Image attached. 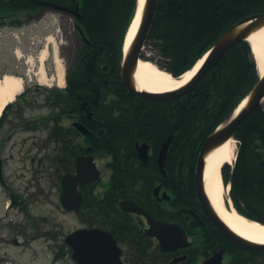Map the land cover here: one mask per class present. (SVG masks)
Masks as SVG:
<instances>
[{
	"label": "flooded vegetation",
	"instance_id": "obj_1",
	"mask_svg": "<svg viewBox=\"0 0 264 264\" xmlns=\"http://www.w3.org/2000/svg\"><path fill=\"white\" fill-rule=\"evenodd\" d=\"M75 20L62 85L52 63L45 83L9 69L23 84L0 121V189L5 212L31 220L0 225V264H264V244L229 236L199 200L201 145L174 152L170 142L161 156L171 99L129 93L120 58L87 48ZM156 108L166 109L164 121ZM252 135L237 136L231 184L233 204L248 215L264 207V144ZM15 150L23 157L12 167ZM42 195L47 213L35 224L32 201Z\"/></svg>",
	"mask_w": 264,
	"mask_h": 264
},
{
	"label": "trees",
	"instance_id": "obj_2",
	"mask_svg": "<svg viewBox=\"0 0 264 264\" xmlns=\"http://www.w3.org/2000/svg\"><path fill=\"white\" fill-rule=\"evenodd\" d=\"M47 1L70 9L78 7L79 17L73 16L88 39L86 47L91 51L107 53L112 60L121 56L124 36L135 15L137 0ZM42 9L32 0H0V24L4 19L11 24L31 21ZM262 12L264 0H157L145 41L146 49L148 46L153 54L148 58L173 75H180L230 25L248 15ZM258 79L249 44L242 40L216 62L193 91L171 99L169 111L174 129L173 151L180 146L185 150L200 145L204 137L228 117ZM156 113L157 122L160 116L165 120V108H156ZM260 129H264V111L258 106L236 129V135L244 137L247 133L253 134V142L259 138L258 142L264 144V134L258 132ZM223 175L225 180L230 177L229 166L223 168ZM248 216L264 222V207L261 212Z\"/></svg>",
	"mask_w": 264,
	"mask_h": 264
},
{
	"label": "water",
	"instance_id": "obj_3",
	"mask_svg": "<svg viewBox=\"0 0 264 264\" xmlns=\"http://www.w3.org/2000/svg\"><path fill=\"white\" fill-rule=\"evenodd\" d=\"M33 2L45 6L53 7L55 9L68 10V8L49 2L45 0H32ZM157 0H147L144 9H142L140 20L137 29L127 47L123 50V58L120 66V71L122 75L123 82L126 88L134 95L142 96L150 99H167L176 98L183 94H186L193 90L197 83L202 79L206 72L236 43L247 39V37L255 30L264 26V13H257L245 18L240 19L236 23L232 24L227 28L215 41L212 49L205 54L204 59L196 71V73L187 81L184 85L164 92L148 91L146 89H141L137 86L135 82V71L137 68V63L139 60V55L144 45L147 33L149 31L153 16L155 14ZM78 13V9L73 11ZM136 16V15H135ZM134 16V18H135ZM133 18V20H134ZM132 20V21H133ZM131 26V25H130ZM129 29L127 30L128 33ZM126 33V35H127ZM264 95V73L260 74L259 80L252 87L248 95L245 97L246 103L239 110L237 114L234 115V111L227 117L223 122H221L214 130H212L201 146L200 152L197 158L196 173H195V184L197 188V194L202 205L206 209L207 213L213 219V221L229 236L232 238L244 242L249 245H262L263 242L254 241L243 235L234 231L223 219H221L210 203V200L205 192L204 182H203V169L205 157L212 149L221 145L226 140H228L235 129L247 118L249 114L259 105L262 97ZM244 99V100H245ZM170 136L163 143L161 153L167 148ZM162 157L164 154L162 153ZM73 187L70 189V192ZM64 194L66 197L69 195V188L64 189ZM251 219V218H248ZM254 220V219H251ZM257 221V220H254ZM264 225L263 222H259Z\"/></svg>",
	"mask_w": 264,
	"mask_h": 264
},
{
	"label": "bare ground",
	"instance_id": "obj_4",
	"mask_svg": "<svg viewBox=\"0 0 264 264\" xmlns=\"http://www.w3.org/2000/svg\"><path fill=\"white\" fill-rule=\"evenodd\" d=\"M144 0H138V8L136 16L129 28L125 39V49H127L140 20ZM53 44V37L47 38ZM247 41L250 45L252 54L256 61V66L260 74L264 73V26L253 31ZM54 62L57 72L58 84L62 85L63 78V63L57 53V44H53ZM48 48L43 47L38 56L39 66L37 68V76L42 83L46 81V75L43 67V62L47 58ZM204 58H200L194 66L182 73L179 76L172 75L169 71L157 66L148 58L138 60L135 71V82L141 89L148 91L164 92L176 89L184 85L193 77L197 69L200 67ZM28 61V60H27ZM22 81L20 77L5 74L0 78V112L4 105L11 101L14 94L21 89ZM246 99L235 109L234 115L245 105ZM237 149V141L234 138H229L221 145L215 147L208 153L204 160L203 182L205 192L210 200V203L223 219L234 231L252 239L254 241H264V225L248 219L238 213L232 206L226 204L227 187L222 181L221 167L225 163H233L235 152Z\"/></svg>",
	"mask_w": 264,
	"mask_h": 264
},
{
	"label": "rangeland",
	"instance_id": "obj_5",
	"mask_svg": "<svg viewBox=\"0 0 264 264\" xmlns=\"http://www.w3.org/2000/svg\"><path fill=\"white\" fill-rule=\"evenodd\" d=\"M146 1L143 2L144 9ZM72 18L68 13L57 11L52 8H44L39 15L29 22L24 23L19 27H11L10 25H3L0 27V75L7 71L10 68H15L16 65L21 66L22 68H28L29 73L35 76L37 68L39 66V52L40 50L47 46L48 55L47 62L52 63V51L51 45L58 43L62 51V54L59 55L60 59L63 60L64 50L62 46L65 45V41L72 40L68 39L72 34L69 30L72 29ZM49 36L53 37V44L49 42L47 38ZM73 37V36H72ZM74 38V37H73ZM146 48V46H145ZM146 53L153 56L150 50L146 49ZM157 58V57H156ZM28 60V61H27ZM46 60L43 63H47ZM34 73V74H33ZM261 106L264 110V100L261 102ZM9 151L6 150V155L8 157ZM23 157L22 152L13 151L9 163L12 167H15L19 164L17 160ZM18 181L15 182V185H18ZM7 199L0 189V225L4 223H25L26 217L16 210H11L10 212H5V203ZM33 205L31 206V212L34 215H31L32 223L38 224L37 216L47 213V202L45 197L42 195L37 201H32ZM53 223H62L64 222V216L50 213L49 214ZM31 220V219H30ZM64 220V221H63ZM60 221V222H59ZM68 222V221H66Z\"/></svg>",
	"mask_w": 264,
	"mask_h": 264
}]
</instances>
